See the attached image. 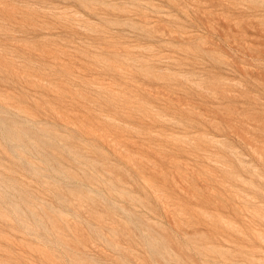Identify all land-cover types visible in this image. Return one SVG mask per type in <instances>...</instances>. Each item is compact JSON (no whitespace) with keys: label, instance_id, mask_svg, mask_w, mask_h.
<instances>
[{"label":"rangeland","instance_id":"rangeland-1","mask_svg":"<svg viewBox=\"0 0 264 264\" xmlns=\"http://www.w3.org/2000/svg\"><path fill=\"white\" fill-rule=\"evenodd\" d=\"M0 264H264V0H0Z\"/></svg>","mask_w":264,"mask_h":264}]
</instances>
